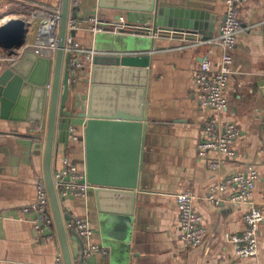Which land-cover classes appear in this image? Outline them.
<instances>
[{"label":"crops","instance_id":"obj_1","mask_svg":"<svg viewBox=\"0 0 264 264\" xmlns=\"http://www.w3.org/2000/svg\"><path fill=\"white\" fill-rule=\"evenodd\" d=\"M61 2L0 0V23L12 16L29 17L30 11H52ZM158 5L164 9L166 22L180 21L187 26L185 31L196 34L198 42L194 45L192 37L167 35L154 41L155 50L147 45L139 51L149 55V74L137 188L132 191L133 211L126 216L110 210L107 199L97 203L91 192L86 200L66 197L60 202L61 213L90 223L93 232L90 242L99 245L100 250L84 256V264H264V220L258 227L256 256L237 258L228 236L243 233V214L248 206L228 202L232 187L215 193L220 199L219 206L207 199L210 188L217 182L244 174L251 165L258 173L252 201L264 214V0H247L240 8L241 31L232 52V74L226 89L228 106L221 115L222 122L234 124L240 136L234 144L236 158L220 159L217 170L207 163L217 160L214 152H209L205 160L197 157V143L209 112L200 106L193 74L201 61L208 60L215 67L219 60L221 48L212 40L224 20L225 3L158 0ZM93 15H98L102 22L119 24L116 20L119 16L127 24L152 27L154 24L149 13L103 9L97 6V0H80L78 20ZM120 36L150 38L130 30L93 34L84 24L74 39L83 48L102 55L111 50V40ZM34 51L40 56L50 54ZM7 67L1 64L0 74ZM90 71L91 68L85 69L74 84L67 110L72 109L73 101L77 112L87 107ZM25 100V107L18 104ZM32 105V97L25 93L23 99L12 102L3 117L0 103V264H64L56 226L53 224L41 234L34 228L35 216L22 212L23 207L35 200L36 183L44 181L45 134L40 141L33 139L29 122L20 119V112L27 107L29 111ZM76 124L82 138L73 142L69 137L66 145L55 147L52 172L62 166L64 155L80 168L85 167L83 121ZM184 190L195 194L194 209L203 217L206 230L202 243L196 247L184 246L180 241L174 195ZM49 213L52 215L50 208ZM68 245L74 264H78L75 259L80 253L78 242L68 237Z\"/></svg>","mask_w":264,"mask_h":264},{"label":"water","instance_id":"obj_2","mask_svg":"<svg viewBox=\"0 0 264 264\" xmlns=\"http://www.w3.org/2000/svg\"><path fill=\"white\" fill-rule=\"evenodd\" d=\"M69 2H61L56 49L48 56H40L34 50L26 49L16 63L0 74V103L2 115L6 117L12 102L23 99L25 93L32 97V107L29 111L27 107L25 112L23 109L20 119L29 122L33 139L40 141L42 134H45L43 177L63 262L74 264L68 245L70 237L79 244L80 253L75 259L79 260L78 264H84L85 243L74 229L65 227L64 222L69 221L70 216L62 215L60 202L64 199L58 198L53 185L54 149L57 145L68 143L70 125L79 126L76 123L83 121L84 169L87 182L96 187L93 191L96 202L100 203L105 198L108 200V209L131 215L135 200L132 191L137 188L138 181L149 74V55L139 51L147 45L155 50L153 44L157 38H113L109 46L111 50L106 52L108 54H97L92 59L87 107L77 112L73 101L74 107L67 110L73 89L69 83L72 58L70 53H65L67 20L69 17L78 19L79 11V6L70 7ZM97 6L149 13L154 20L153 30L188 32L185 31L187 26L180 21L166 22L167 17L164 9L158 5V0H97ZM116 20H119V16ZM29 26L28 17L12 16L2 21L0 48L5 51L20 48L26 40ZM129 30L133 34L146 36L131 29H123L122 32ZM69 33L75 38V31ZM173 37L178 38L180 35ZM25 102L18 104L25 107ZM99 209L103 211V208Z\"/></svg>","mask_w":264,"mask_h":264},{"label":"built area","instance_id":"obj_3","mask_svg":"<svg viewBox=\"0 0 264 264\" xmlns=\"http://www.w3.org/2000/svg\"><path fill=\"white\" fill-rule=\"evenodd\" d=\"M70 7L79 6L80 0H69ZM226 6L224 20L220 23L218 34L212 41L221 48V55L214 67L208 60H203L197 66L193 74L194 85L198 88V100L200 106L207 109L209 115L203 122L201 139L197 143V157L206 159L209 152L216 154L217 160H208L209 166L217 170L221 161L234 160L236 152L234 144L240 136V131L232 123L221 120L222 113L228 106L226 89L232 74V52L236 44V38L241 31L240 8L247 0H223ZM61 5L52 11H30V26L24 44L12 51H0V66L8 67L16 63L26 49L38 52H52L57 46L59 32ZM115 22H102L98 15H93L86 20L68 18L67 35L65 38V53H70V85L79 82L85 69L92 67V59L100 53L94 49H85L70 36V31L80 29L84 24L90 32L99 34L104 32H116L118 29H131L151 38L162 37L163 34L190 36L191 44L196 45L198 39L195 33H176L156 28L145 24H127L123 18ZM83 125H81L82 127ZM80 126L70 125V139L77 142L82 138ZM220 159H222L220 161ZM62 166L52 172L53 185L58 198L74 197L86 200L96 188L86 180L85 169L80 168L69 156L64 155ZM258 173L253 166H248L244 174H234L217 182L210 188L208 201L214 206H219L220 199L215 193L232 187L233 191L228 199L232 205L246 204L248 210L243 214L244 230L240 236L229 235V241L235 247V256L248 259L256 256L258 252V227L264 220V214L254 206L252 197ZM177 210L179 212L180 241L184 246L196 247L200 245L205 236L203 217L195 211V194L189 190L178 192L174 195ZM49 196L43 180L36 183V197L30 204L22 208L24 215L32 214L34 228L41 234L47 231L53 224V217L49 213ZM67 228L75 230L76 234L84 241V256H91L100 250V246L90 242L92 228L88 220L73 217L67 222Z\"/></svg>","mask_w":264,"mask_h":264},{"label":"rangeland","instance_id":"obj_4","mask_svg":"<svg viewBox=\"0 0 264 264\" xmlns=\"http://www.w3.org/2000/svg\"><path fill=\"white\" fill-rule=\"evenodd\" d=\"M74 86V85H73Z\"/></svg>","mask_w":264,"mask_h":264}]
</instances>
